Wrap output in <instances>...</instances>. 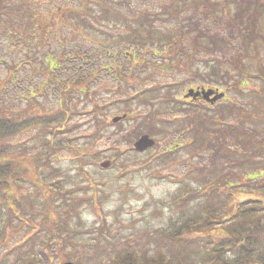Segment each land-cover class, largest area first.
<instances>
[{
	"label": "rangeland",
	"instance_id": "rangeland-1",
	"mask_svg": "<svg viewBox=\"0 0 264 264\" xmlns=\"http://www.w3.org/2000/svg\"><path fill=\"white\" fill-rule=\"evenodd\" d=\"M97 1L0 0V56L16 66L10 72L5 64H0V80L5 81L1 93L7 108L21 110L27 105V86L38 87L40 83L31 62L41 68L43 57L49 53L58 55L61 45L70 53L88 50L96 62L105 68L109 66L91 82L92 99L73 95L69 103L73 111L55 135L30 128L8 141L10 151L20 157H38L41 163L37 182L26 175L19 179V192L28 193L31 203L22 200L24 211L15 215L0 212V258L23 244L20 253H9L6 264L23 253L38 256L39 247L45 248L50 259L58 264H95L93 260L97 258L87 256L100 234L110 249V243L118 249L128 238L144 242L143 231L165 225L173 214L169 205L173 196L183 192L181 180L192 185L199 180L200 175H188V169L203 167L206 173L217 169V174L228 165L227 161L232 162L210 147L192 153L184 139L194 133L181 130L182 119H172L173 115L189 114L191 106L165 104L162 97L170 91L175 98L182 99L188 88L217 86L226 95L205 110L214 114L229 101L243 106L253 102L254 89H263L260 73L264 74V12L258 14L254 26L246 29L232 19L238 7L243 5L247 12L248 4H255V0H210L214 4L212 11L202 0L197 4L192 0H103L116 9L106 15ZM263 1L257 0V4ZM172 7L177 10L174 12ZM41 22H51L46 23L51 26L35 30L34 23L41 26ZM3 23H8L11 33ZM19 27L27 32L22 41L16 29ZM142 27L159 31L153 35L142 31ZM159 33L170 36L165 41L162 36L157 37ZM33 36L40 42L32 40ZM139 37L146 45L132 42ZM159 40L161 44L157 43ZM105 48L117 52V57H105ZM123 52H135L137 62L132 66L123 62L129 55ZM216 57L219 63L214 61ZM117 65L133 69L128 83L113 73ZM65 67L64 64L60 74L70 70ZM216 69L221 75H217ZM226 73L224 82L221 77ZM243 78L245 85L240 89L231 85L235 79ZM151 85H158L157 96L149 95L144 102L133 99L126 104L119 98ZM44 93L35 103L43 111H55L57 91L51 86ZM196 104L209 105L202 101ZM95 105H100L101 111L91 113ZM121 112L128 113L126 118L113 123L111 116L122 115ZM161 128L164 130L159 132ZM141 134H148L154 144L144 151L131 150L132 144L126 140L134 141ZM104 161L110 162L109 167L100 166ZM29 165L35 174L33 165ZM236 170L242 175L245 168L236 166ZM42 181L46 186L57 183L67 205L57 192L46 202L42 192L36 190ZM50 203L60 216H65V212L58 206L66 207L71 216L60 235L51 240L46 222ZM164 252L168 253L166 248Z\"/></svg>",
	"mask_w": 264,
	"mask_h": 264
},
{
	"label": "trees",
	"instance_id": "trees-1",
	"mask_svg": "<svg viewBox=\"0 0 264 264\" xmlns=\"http://www.w3.org/2000/svg\"><path fill=\"white\" fill-rule=\"evenodd\" d=\"M192 1L194 4L199 3L198 0ZM202 1L207 3L205 4L207 10L214 9V4L210 0ZM97 2H100L99 6L105 15L111 10L116 12V9L103 0ZM248 5L250 7L247 12L241 5L232 16V19L237 21L243 29L254 26L258 14L264 12V1L257 4V0H255V4ZM176 10L174 7L173 11ZM21 15H25V12H22ZM30 18L33 20L32 17ZM20 20L22 21V19ZM36 23H34V29L40 31V27H45L46 23L51 22H41V26ZM4 25L7 30L8 23ZM49 26L51 25L46 27ZM16 29L19 32V40H24L27 32L25 33L21 27ZM150 29L155 32L153 33ZM141 30H146L153 35L159 31L156 28L147 27H142ZM7 31L10 32V30ZM202 33L200 32V34ZM169 34L156 35L159 39L162 36L166 41ZM247 36L250 35L247 34ZM33 39L39 41L36 36H33ZM140 40L139 37L132 39V42L141 46L146 45L144 40ZM157 43L161 44L162 41L159 40ZM61 47V51H64H60L58 55L49 53L43 57L41 68L38 66L37 68L35 66L37 64L31 62V69L33 67L34 71H32L36 76H39L40 83L38 87L34 84L27 86V96L25 97L28 98L27 105L21 110H11L5 106V98L1 93L5 81L0 80V212L5 211L7 215H15L17 211H24L22 200H28L31 203L32 200L28 193L19 192V179L26 175L33 182H37V168L41 163L38 157H20L10 151L8 141L10 142L11 138L30 128H38L55 135L65 126L73 111L69 104L72 102L73 95L78 93L92 99L90 95L92 93L91 82L101 70H106L109 67L105 68L100 62H96L94 55L88 50L84 53H70L64 49V45ZM102 54L105 57H117V52L110 51L108 48L102 49ZM123 54H129L123 62H127L131 66L137 62L135 52H123ZM213 59L219 63L218 57ZM66 62H69V65ZM1 63L5 64L10 72L16 68L15 65L0 56ZM64 64L66 65L64 69L69 70L70 68V70L68 72L64 70L65 72L60 74ZM113 71L120 81L124 79L128 83L133 69L117 65L113 67ZM216 73L221 75L218 69H216ZM260 76L264 80V74L260 73ZM227 77L226 73L221 78L226 82ZM232 84L240 89L242 85H245L244 78L235 79ZM51 86L57 91L58 107L55 111L46 112L40 109L35 102L38 101V96L44 95V92ZM189 89L191 88H188L187 91ZM192 89L195 92L209 88L196 86ZM211 89L215 90V93L210 98L219 93V87L215 86ZM158 90V85H151L129 94L126 93L125 96L119 98H123V102L126 104L133 99L144 102L150 96H157ZM253 92L256 94L253 102L243 106L229 101L221 108L216 109L215 115L205 111L212 108L210 102L205 107L196 104L199 102L197 99L202 98V94L196 97L189 96V99L186 100L184 95L182 99H178L171 95L170 91L166 92L162 97L165 101L162 103L178 107H183V104L191 106L189 114L173 115L172 119H182L180 121L182 122L181 130L190 129L194 133L190 138L184 139V142L191 147L192 153L198 154L204 147H210L209 149H215L223 158L231 160L233 163L227 161L228 165L223 166V170L217 174H214L217 169H212L210 173H206L203 167L188 169V175L193 173L200 175L199 180L193 185L185 179L181 180L183 192L173 196L172 203L169 205V208L173 209H171L173 214L169 216L165 225L143 231L141 238H145V243L140 239L130 240L128 238L118 249L115 248L114 243L109 242L113 246L110 249L102 241L100 234L93 243V251L87 257L97 258L93 260L95 264H264V159H261L264 158V112H261V108L264 106V86L262 91L254 89ZM205 101L203 99L202 102ZM94 108L91 113L92 111H101L100 105H95ZM124 113L126 112H121V114ZM152 113L156 112L152 111ZM215 116L220 120H216ZM232 119L234 120L232 121ZM95 123H99V120H96ZM147 127H152V125H147ZM49 129H52L51 132ZM162 129L164 130L161 128L158 131L161 132ZM132 133L133 131L130 132V135ZM132 140L128 138L126 142L130 145ZM237 149H240L241 152ZM28 164L33 165L35 174L30 170L31 165L28 166ZM236 166L245 168L242 175L236 170ZM56 184L53 182L46 186L42 181L36 190L42 192L47 202L51 200L50 195L53 192L62 195L59 185L57 184L56 187ZM61 197H63V204L67 205L64 195ZM49 207L47 214L49 220L46 222L50 228L49 237L51 240L56 237L55 235H60L61 229L68 224V217L71 216L66 207H57L60 211L65 212V216H60L59 210H56L51 203ZM22 245H16L11 251L16 250L20 253ZM164 248L168 253L164 252ZM11 251L8 250L0 258V264L7 263ZM37 254L38 256L31 254L23 256L25 255L23 253L15 257L10 264H58L50 259L43 247L37 249ZM60 257L64 258V256Z\"/></svg>",
	"mask_w": 264,
	"mask_h": 264
},
{
	"label": "water",
	"instance_id": "water-1",
	"mask_svg": "<svg viewBox=\"0 0 264 264\" xmlns=\"http://www.w3.org/2000/svg\"><path fill=\"white\" fill-rule=\"evenodd\" d=\"M214 93H215V90H212L211 88H209L208 90L202 89V90H198L195 92H194V89L191 88L187 91V93H185L184 96L185 97H189V96L196 97V96L202 94L203 99L210 101V102H214V101L218 100L219 98L223 97V95H224V92H220V93H216L213 97L210 98V96ZM122 117H124V115ZM120 118H121V116H115L112 118V121L116 122ZM153 144H154L153 138H151L148 134H142L133 142V147L137 151H143V150H146L147 148L151 147ZM100 165L104 168H107V167H109L110 162L104 161V162H101ZM62 264H73V263L70 261H65Z\"/></svg>",
	"mask_w": 264,
	"mask_h": 264
},
{
	"label": "flooded vegetation",
	"instance_id": "flooded-vegetation-1",
	"mask_svg": "<svg viewBox=\"0 0 264 264\" xmlns=\"http://www.w3.org/2000/svg\"><path fill=\"white\" fill-rule=\"evenodd\" d=\"M202 99L198 98L197 101H201ZM203 101V100H202Z\"/></svg>",
	"mask_w": 264,
	"mask_h": 264
}]
</instances>
